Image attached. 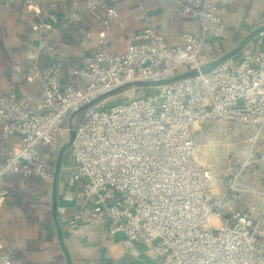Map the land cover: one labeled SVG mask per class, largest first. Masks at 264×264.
<instances>
[{"label":"built area","instance_id":"built-area-1","mask_svg":"<svg viewBox=\"0 0 264 264\" xmlns=\"http://www.w3.org/2000/svg\"><path fill=\"white\" fill-rule=\"evenodd\" d=\"M18 1L40 37L25 47L26 74L41 81L45 96L22 100L14 84L0 92L2 136L19 137L0 149V197L10 194L6 180L15 175L52 180L43 149L68 140L64 125L80 113L69 184L82 182L78 195L92 200L90 226L107 224L110 233L125 235L128 253L143 244L161 264H264L254 219L227 209L236 196L216 195L211 167L197 160V132L209 121L264 127V28L205 70L227 55L221 9L236 0H173L181 17L199 23L197 32L170 40L148 23L124 52L111 51L101 38L83 65L66 68L50 38L54 25L62 17L79 25L83 7L103 8L110 29L122 0H70L64 15L49 13V0ZM125 91L133 98L117 101ZM83 218L80 212L68 220L78 237L87 231ZM9 262L0 248V263Z\"/></svg>","mask_w":264,"mask_h":264},{"label":"crops","instance_id":"crops-1","mask_svg":"<svg viewBox=\"0 0 264 264\" xmlns=\"http://www.w3.org/2000/svg\"><path fill=\"white\" fill-rule=\"evenodd\" d=\"M71 9L70 0H49V13L64 15ZM221 12L227 27L223 41L226 54L264 28V0H236ZM82 14L79 25L62 17L50 31L51 40L59 43L66 68L83 65L101 38L111 51L124 52L130 36L143 31L148 23L170 40L181 32H197L200 28L196 20L180 16L173 0H122L116 6L110 29L104 25L108 17L105 9L83 7ZM35 27L36 21L21 2L0 0V92L14 84L22 100L28 95L35 101L45 96L41 81L26 74L25 47L37 46L40 40ZM214 64L206 67L210 69ZM76 117L77 113L71 114L64 125L68 140L58 149H43L52 180L35 177L26 184L21 175L6 180L10 194L0 197L5 200L0 203V248L10 253L9 264H161L162 258L150 256L143 244H137L136 254L128 253L121 243L125 235L110 233L107 224L89 225L86 216L93 202L78 195L82 182L69 184L76 164L67 144L79 122ZM2 139L0 125V149ZM11 140L17 143L19 137L14 135ZM80 212L87 227L83 237H78L68 223Z\"/></svg>","mask_w":264,"mask_h":264},{"label":"rangeland","instance_id":"rangeland-1","mask_svg":"<svg viewBox=\"0 0 264 264\" xmlns=\"http://www.w3.org/2000/svg\"><path fill=\"white\" fill-rule=\"evenodd\" d=\"M133 96L132 92L125 91L115 98L125 101ZM197 146V160L213 171L214 193L236 196L227 209L248 212L264 242V127L209 121L197 132ZM4 202L0 198V203Z\"/></svg>","mask_w":264,"mask_h":264},{"label":"water","instance_id":"water-1","mask_svg":"<svg viewBox=\"0 0 264 264\" xmlns=\"http://www.w3.org/2000/svg\"><path fill=\"white\" fill-rule=\"evenodd\" d=\"M242 45H243V43L240 44V45L238 46V48H236V50H234L233 52H231V53L225 55L224 57L220 58V59H219L214 65H213V68H214L217 64H219L222 60H224L226 57H228V56L233 55L234 53H236V52L242 47ZM179 77H181V76H179ZM95 101H97V100H95ZM95 101H94V102H95ZM88 105H89V104H88ZM88 105H85L83 108H86ZM74 137H75V130H73L72 137H71L70 141L68 142L67 147L71 145V143H72Z\"/></svg>","mask_w":264,"mask_h":264},{"label":"trees","instance_id":"trees-1","mask_svg":"<svg viewBox=\"0 0 264 264\" xmlns=\"http://www.w3.org/2000/svg\"><path fill=\"white\" fill-rule=\"evenodd\" d=\"M1 130H2V127H1ZM9 144H12V140H11V138L10 139H2V141H1V148L3 147V146H6V145H9ZM47 148V147H46ZM35 177H31V178H29V179H24V178H22L23 179V182L24 183H26V184H28V183H30L33 179H34Z\"/></svg>","mask_w":264,"mask_h":264}]
</instances>
